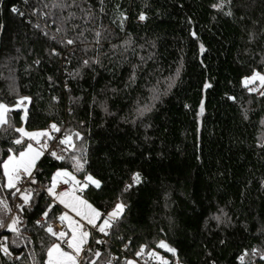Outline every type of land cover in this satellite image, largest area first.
<instances>
[{
	"label": "trees",
	"instance_id": "16d2710c",
	"mask_svg": "<svg viewBox=\"0 0 264 264\" xmlns=\"http://www.w3.org/2000/svg\"><path fill=\"white\" fill-rule=\"evenodd\" d=\"M254 72L264 73V0H0V102L30 98L27 119L10 109L0 127V201L15 192L3 162L28 143L16 128L56 124L76 146L37 161L19 233L0 228L15 256L0 264H46L56 238L36 221L64 168L102 182L80 192L102 214L126 205L108 235L91 236L96 264H159L155 250L169 264H264V96L243 83ZM82 155L77 171L71 157ZM137 172L141 183L125 191ZM59 212L53 204L49 220Z\"/></svg>",
	"mask_w": 264,
	"mask_h": 264
},
{
	"label": "snow or ice",
	"instance_id": "6c2138e0",
	"mask_svg": "<svg viewBox=\"0 0 264 264\" xmlns=\"http://www.w3.org/2000/svg\"><path fill=\"white\" fill-rule=\"evenodd\" d=\"M101 4H103V0H100ZM226 2L230 3V0H226ZM214 8L222 9L224 7L223 3H218L213 5ZM102 10V9H101ZM13 12H18L19 10L16 8L12 9ZM21 16L24 15L23 12H19ZM227 15H231V11L225 13ZM121 13L120 16V24L122 26L123 20L126 19ZM139 19L141 21L146 19L144 14H140ZM38 27V25H37ZM62 29L57 28V32H61ZM45 35H48L46 32ZM101 35L100 32H96V37L99 38ZM193 36L196 34L193 32ZM53 39L56 37L53 36ZM76 38H66L61 42L66 45H73L76 43ZM99 43V39L96 41ZM204 51L203 45H201V52ZM53 54H58L53 52ZM98 61H92V63H96ZM39 63V61H36ZM90 61L88 59L83 60L84 66H89ZM179 74V69H177V75ZM75 75H79V72L75 73ZM51 79V78H50ZM130 79H135L134 75ZM256 81L260 82L261 87H264V75H261L259 72H254L251 77L245 78L243 83L245 87L248 85L255 83ZM209 87V85H206ZM248 91L250 93L257 92V88L248 87ZM261 96H264V92H260ZM55 99V98H54ZM30 102L29 97H21L15 104L16 108L24 107V117L23 119H27V107L25 102ZM150 110L147 106L143 109H138V113L143 115L146 111ZM10 111L8 105L0 102V125H7L8 118L7 113ZM201 113L203 112V104L201 105L200 109ZM50 128L53 132H60V128L56 124L50 125ZM15 131L19 132L22 137H28L31 140H36V142L40 143V137H46L48 139H52L53 137L48 131H41V132H26L23 128H16ZM76 139H82L79 133H75ZM15 144L20 145L22 143V139H16L14 141ZM61 145H64V151L69 149L75 150V144L73 142L72 135H66L63 139L59 141ZM47 149V142L41 145L40 149H36L33 147L32 144H28L27 147L19 151L18 155H11L8 157V160L4 162V175L7 177V184L6 187L9 189H15V192L12 193L13 196L16 193H20V199L23 201V204L18 205L17 207L23 211L24 205H28L32 199V191L29 188H25L21 190L17 187L18 183H20L24 178L28 179L30 184H35L37 181L35 176L33 175V170L36 169L37 161L40 157L44 154V150ZM51 155L54 156L58 160H64L65 156L58 155L55 151L51 152ZM71 159L74 161L75 168L77 171L84 170V164L87 163V160L83 157H76L72 156ZM83 161V162H82ZM38 170V169H37ZM23 173V176L21 175ZM60 178H67L64 179V183L71 182L72 188L69 191L56 193L55 189L57 187V182ZM141 183V175L140 173H133L132 175V183L125 186V191L129 190L135 185ZM94 186L96 189H100L102 187V182L99 179L94 178L92 175H86L84 178V182L77 180L72 173L68 172L67 170H60L57 171L53 177L51 186L47 189L49 195L55 197V199L60 203L63 204L65 208L75 212V214L81 217L82 220L86 221L88 225H91L92 228L96 229L98 232L103 233L104 235L109 234V229L113 227V224L116 223L122 213L126 205L123 202H117L113 211L102 214L98 209L93 207L86 199H83L82 196L77 195V192H83L84 189L88 188L89 186ZM0 204L4 206L5 209H8V205L5 201H0ZM53 209V205H48L45 211L42 213V220L37 221L36 223L41 227H45L48 234L55 237L59 243H52V245L47 249V264H96V259H89V255L99 258L101 252L99 250L93 251L91 248L86 247L88 244L89 237L91 233L85 229V225L73 220L71 216L68 215L67 212L63 213L59 216V220L61 222H66L68 229L70 232L65 231H56L50 224H46V221L49 219V212ZM222 211V210H221ZM226 215V213H225ZM214 219L217 221L221 220L220 216H215ZM97 221H101L97 224ZM20 223L19 216L14 217L11 219V223L5 224L3 220H0V228H7L8 230L19 233V228L17 225ZM7 238L5 237V240ZM97 244H103L105 241L103 240H96ZM61 244L66 245L68 249L71 251H65ZM159 248L165 249L167 252L172 253L173 256L176 255V249L170 247L164 241H160ZM0 251L5 253L6 255H10L8 252V247L6 244H0ZM253 254H259L257 249H253ZM82 253H86L87 255L82 256ZM144 253V246L136 253L137 256H140ZM149 257L158 260L159 264H169V262L162 256H159L156 252H149ZM247 255V253H245ZM260 258L264 260V254L260 255ZM19 259V257H17ZM241 261H243L244 257L242 256ZM126 264H134L133 261H127ZM178 264V262H177Z\"/></svg>",
	"mask_w": 264,
	"mask_h": 264
},
{
	"label": "rangeland",
	"instance_id": "374dc122",
	"mask_svg": "<svg viewBox=\"0 0 264 264\" xmlns=\"http://www.w3.org/2000/svg\"><path fill=\"white\" fill-rule=\"evenodd\" d=\"M260 74H261V75H264V73H260ZM250 85H252V88H257L259 92H264V87H261L259 81H256L255 83L250 84ZM3 103H4V102H3ZM4 104H5V103H4ZM15 104H16V103H15ZM15 104H14V105H10V106L8 105V106H9L10 109H22V111H23V115H24V107L22 106V107H20V108H16V107H15ZM6 105H7V104H6ZM25 105H26V107H28V101L25 102ZM7 117H8V116H7ZM0 127H1V125H0ZM20 128H23L26 132H41V131H48V132L51 134V136L54 137V134L50 131L49 128H46V129H37V130H29V129H27V128L25 127V124H24V123L20 126ZM20 135H21V134H20ZM21 137H22V136H21ZM22 138L28 140L27 145H28V144H32L33 147L36 148V149H40V148H41V145H42L43 143H45V141L47 142V149H48L49 144H50V141L53 139V138H52V139H48V138H46V137H40V138H39V139H40V143L38 144V143L36 142V140H31V139H29L28 137H22ZM27 145H26V147H27ZM26 147H25V148H26ZM64 147H65V146H64ZM25 148H23L22 150H24ZM47 149L44 150V154L46 153ZM22 150H21V151H22ZM65 152H66V151H64L63 149H60V150L57 152V154H58V155H63V156H64L65 154H67L68 150H67L66 153H65ZM18 153H19V152H18ZM18 153L11 152V153L6 157V159L4 160V162L8 160V157H9V156H11V155H18ZM44 154H43V155H44ZM43 155H42V156H43ZM42 156H41V157H42ZM41 157H40V158H41ZM4 162H3V164H4ZM2 170H3V175H4V168H3V165H2ZM34 170H35V169H34ZM34 170H33V173H34ZM60 170H67L68 172L72 173V175H74L75 178H76L77 180H79V178L76 176V174H75L73 171H71V170H69V169H65V168H64V169H59V170H57V171H60ZM57 171H56V172H57ZM56 172H55V173H56ZM55 173H54V175H55ZM54 175H53V177H54ZM53 177H52V180H53ZM64 179H67V178H60V179L58 180V182H59V181H64ZM4 180H5V186H6V184H7V177H6L5 175H4ZM79 181H80V180H79ZM58 182H57V183H58ZM51 183H52V181H51ZM82 183H83V182H82ZM69 184H70V186H71V188H72V184H71V182H69ZM50 186H51V184H50ZM50 186H49V187H50ZM49 187H48V188H49ZM48 188H47V189H48ZM55 191H56V189H55ZM47 192H48V191H47ZM56 193H58V192L56 191ZM48 194H49V193H48ZM77 195L82 196V195L80 194V192H77ZM49 196L51 197V205H53V204H57V205L59 206V208H60V212H59V214H58V217H59L60 215H62L63 213L67 212L68 215L71 216L73 220H76V221H78V222L84 224V225H85V229L88 230V231L91 233V235H90V237H89V240H88V244L86 245V247H89V246H90V243H89V242H90V238H91L92 235H94V234H96V235H98V236H102V235H103V233L98 232L96 229L94 230V228H92L91 225H88L87 222L84 221V220H82L81 217L77 216V215L75 214V212H72L71 210L65 208L63 204H60V203L55 199V197H53V196H51V195H49ZM82 198H83V199H86V198L83 197V196H82ZM86 200H87V199H86ZM87 201H88V200H87ZM88 202H89V201H88ZM89 203H90V202H89ZM90 204H91V203H90ZM93 207H94V206H93ZM114 207H115V206H114ZM114 207H113L109 212L113 211ZM109 212H107V213H109ZM100 222H101V221H97V224H99ZM62 224H63L64 226H66L65 232H70V230H69L68 227H67L66 222H62ZM19 230H20V228H19ZM52 243H59V241L54 240ZM52 243L50 244V246L52 245ZM50 246H49V247H50ZM49 247H48V248H49ZM61 247H62L65 251H71V250L68 249V248L66 247V245H64V244H61ZM152 252H156L159 256H162V254H161L159 251H157V250L152 251ZM82 256H83V253H82ZM162 257H163V256H162ZM47 259H48V257H47V253H46V264H47ZM128 261H133L134 264H140V261H139L138 259H136V258H129ZM177 262H178V264H181L179 261H176V264H177Z\"/></svg>",
	"mask_w": 264,
	"mask_h": 264
},
{
	"label": "built area",
	"instance_id": "2783aa9c",
	"mask_svg": "<svg viewBox=\"0 0 264 264\" xmlns=\"http://www.w3.org/2000/svg\"><path fill=\"white\" fill-rule=\"evenodd\" d=\"M48 128L54 134V137L50 141L49 147H48V149H47L45 154L51 155V152L55 151L57 153L60 149H64L65 148L64 145H61L59 143V141L61 139H63L66 136V134H63L61 131L60 132H53L51 130L50 126ZM21 175L23 176V173H21ZM33 175L35 176L34 173H33ZM30 186H31V184L28 182L27 178H24L17 185V187H19L21 190H23L25 188H29L30 189ZM70 189H71V186H70L69 183H64V181H59L57 183L56 191L58 193L69 191ZM19 197H20V193H16V195L12 196L11 200L8 202V217H7V220L5 221V224L11 223V219L14 218V217H17V216H19V218H20V223L23 221L24 218H23V215H22V211L17 207L18 205L23 204V201ZM40 220H42V215L37 219V221H40ZM20 223L17 225L18 228L20 227ZM46 224H50L54 228V230H56V231H65V229H66V226H64L62 224V222L59 220L58 214L52 220L48 219L46 221ZM1 229L3 230V229H7V228L5 227V228H1ZM104 239H105V237H104ZM0 244H6L7 247H8V244H7L6 240H5V236H0ZM89 248H92V245H90ZM8 252L10 253L9 247H8ZM4 255L6 256L5 253L0 251V257H2ZM7 256H12V258H15V256L13 254H11V253H10V255H7ZM114 263H115V257H113L110 260L109 264H114ZM140 264H143V263L140 262Z\"/></svg>",
	"mask_w": 264,
	"mask_h": 264
}]
</instances>
